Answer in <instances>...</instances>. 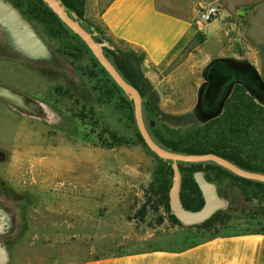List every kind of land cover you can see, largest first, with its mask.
I'll return each instance as SVG.
<instances>
[{
    "label": "rangeland",
    "instance_id": "1",
    "mask_svg": "<svg viewBox=\"0 0 264 264\" xmlns=\"http://www.w3.org/2000/svg\"><path fill=\"white\" fill-rule=\"evenodd\" d=\"M109 1L85 0L79 20L108 38L136 74L156 71L144 65L138 48L108 36L100 15ZM196 1L158 0L173 13L191 15L195 25L214 26L213 43H205L198 35L189 49L200 44V53L217 60L221 72L217 79L222 81L218 98L230 84L226 73H234L256 87V92L248 89L249 93L264 103V0H202L200 5ZM209 3L219 5L220 22L199 19V9ZM31 23L55 51L69 42V37H48L42 26ZM64 60L73 73L0 57V78L47 102L59 117L49 123L23 116L0 101V152L4 155L0 183L7 196L4 200L16 206L18 218L16 230L3 236L9 255L6 264L81 263L140 249L181 247L214 234L264 230V208L256 201H244L238 187L226 179L218 185L226 200L221 208L225 223L212 231L201 225L171 224L162 207L144 210L145 191L158 165L155 154L139 142L135 122L126 110L96 101L92 89L96 80L83 73L99 72L90 52L82 48L79 59L65 56ZM146 90L144 119L146 125L154 119L158 126L164 120L151 112ZM173 99L177 105L183 98ZM106 130L130 143L103 146L102 140H112ZM97 187L105 192L98 194ZM110 187L116 189L109 191Z\"/></svg>",
    "mask_w": 264,
    "mask_h": 264
},
{
    "label": "trees",
    "instance_id": "2",
    "mask_svg": "<svg viewBox=\"0 0 264 264\" xmlns=\"http://www.w3.org/2000/svg\"><path fill=\"white\" fill-rule=\"evenodd\" d=\"M9 1L30 22L42 26L43 32L48 37L59 39L64 37L70 38L69 42L62 43V48L56 50L62 58L68 56L72 60L79 59L82 48L90 52L96 65L99 67V72L91 70L90 72L84 71L83 73L88 74L90 81L96 80L92 86L93 91L96 93V101L98 103H114L116 108L126 110L130 119L135 122L132 101L129 100L123 90L102 68L81 38L74 34L43 0ZM60 1L70 15L76 19L83 18L85 0ZM81 24L97 41L107 40L112 45L111 41L103 37L97 29L93 31L84 23ZM104 51L120 74L139 90L143 102L145 96L143 89L146 90L147 88L144 86L141 76L136 74L130 64L120 54H117L115 49L104 48ZM142 58H145L144 54ZM212 73L221 74L217 66V60L210 68V74ZM226 75L227 80L230 83L232 81V83L218 115L209 118L201 124H193L187 127H173L165 122H161L157 126V122L152 119L153 124L149 123L147 125L148 131L160 146L172 151L183 153L213 152L241 168L264 173V104L258 102L249 93L245 86L246 80L235 77L234 73H226ZM219 80L217 78L214 80L213 77L208 78L209 85L211 86L218 84L221 81ZM210 94L211 92L208 89L205 90L204 98L210 99ZM147 101L151 104L149 99ZM151 112H154L158 116L154 105H152ZM106 132L110 134L112 140H102L103 146L113 148L130 143L115 131L106 130ZM136 133L139 142L145 145L137 127ZM155 157L158 160V165L153 170L151 182L145 191L144 210L148 208L152 211H157L158 208L162 207L167 220L171 224H181L172 213L169 205V191L173 180L171 161L161 159L156 155ZM179 171L181 175L179 195L182 205L186 209L198 210L203 205V197L194 180V174L197 171H201L209 182L216 185L219 195L218 185L226 179L230 184L238 187L244 201H256L259 206L264 208V182L237 176L212 161L198 163L179 162ZM225 218L226 216L221 214V209H219L205 221L194 225H201L204 230L212 231L216 225H223Z\"/></svg>",
    "mask_w": 264,
    "mask_h": 264
},
{
    "label": "crops",
    "instance_id": "3",
    "mask_svg": "<svg viewBox=\"0 0 264 264\" xmlns=\"http://www.w3.org/2000/svg\"><path fill=\"white\" fill-rule=\"evenodd\" d=\"M194 3L200 5L202 0ZM100 18L108 36L138 48L145 56L144 65L158 71L146 69L141 78L149 101L166 124L187 127L208 120L204 116L216 109L204 98V86L207 70L216 59L200 53V44L189 47L198 35L205 43H213L214 26L195 25L191 15L173 13L158 0H110ZM177 97L182 102L173 105ZM182 120L185 124L177 123ZM96 189L98 194L105 192L103 187ZM98 199L104 203V197ZM65 264H264V230L215 234L181 247L140 249Z\"/></svg>",
    "mask_w": 264,
    "mask_h": 264
},
{
    "label": "water",
    "instance_id": "4",
    "mask_svg": "<svg viewBox=\"0 0 264 264\" xmlns=\"http://www.w3.org/2000/svg\"><path fill=\"white\" fill-rule=\"evenodd\" d=\"M43 2L46 3L74 34L81 38L102 68L105 69L114 82L127 95L129 100L132 101L135 124L144 144L157 157L171 161L173 180L169 191V205L172 213L182 224L193 225L205 221L214 212L223 208L226 204V200L218 194L216 185L209 182L201 171H197L194 174V180L203 197V205L198 210L184 208L179 195L181 181L179 162L198 163L212 161L237 176L264 182V173L241 168L216 153H183L160 146L148 131L143 116V102L139 90L120 74L105 54L104 48L113 49V45L107 40L97 41L81 24V20L76 19L67 12L66 7L60 0H43ZM0 27L4 30L5 37L11 48L25 62L40 66H52L56 69H64L68 73H73L70 64L53 50L44 38L34 29L31 22L25 18L11 2L6 0H0ZM230 86L231 83L228 85L218 108L204 116L206 119L219 114L223 101L229 93ZM0 100L23 116L44 120L49 123L55 122L59 118L56 112L52 110L45 101L34 98L21 90L12 88L1 82ZM200 103L201 94L199 96L198 106H200ZM150 123L153 124V121ZM3 158L4 155L0 152V160ZM2 206L3 207L0 208V264H6L9 255L2 240L4 235L13 233L16 230L17 226L15 220L17 213L16 209L7 200H3Z\"/></svg>",
    "mask_w": 264,
    "mask_h": 264
},
{
    "label": "flooded vegetation",
    "instance_id": "5",
    "mask_svg": "<svg viewBox=\"0 0 264 264\" xmlns=\"http://www.w3.org/2000/svg\"><path fill=\"white\" fill-rule=\"evenodd\" d=\"M6 1H9V0H6ZM10 2V1H9ZM12 3V2H11ZM12 5L13 6H15L13 3H12ZM16 7V6H15ZM17 8V7H16ZM18 9V8H17ZM19 10V9H18ZM20 11V10H19ZM20 13L22 14V12L20 11ZM23 15V14H22ZM24 16V15H23ZM32 24V23H31ZM33 26V25H32ZM34 27V26H33ZM0 57L1 58H11V59H15V60H19V61H21V62H25L23 59H21L20 57H19V55L11 48V46L9 45V43L7 42V39H6V37H5V34H4V30L0 27ZM215 63V62H214ZM214 63H212L210 66H209V68H208V70H207V73H206V82H205V86H204V91L205 90H209V92H211V94H210V107L212 106H214L215 107V109H217L218 108V106L220 105V103L222 102V97H223V95H224V93H225V91L226 90H224V92H223V94H222V96H221V98H218V93L220 92V90H221V85H219V84H216V85H218V86H216V85H213V86H211V85H209V81H208V78H210V77H213V79L215 80V78H217V77H219L216 73H212V74H210V68L213 66V64ZM209 73V74H208ZM0 82L1 83H4V84H6V85H8V86H10V87H12V88H15V89H18V90H21L18 86H12L13 84H11V83H9V82H7V81H5V80H3V79H1L0 78ZM230 83V82H229ZM231 83H232V81H231ZM246 85V88L247 89H250V90H253L254 92H256V87H254V86H250L249 84H248V82L247 83H245ZM230 88H231V86H230ZM22 91V90H21ZM249 91V90H248ZM208 99V98H207ZM1 101V100H0ZM3 102V101H2ZM5 103V102H4ZM47 103V102H46ZM6 104V103H5ZM48 104V103H47ZM7 105V104H6ZM202 107H203V99H202ZM201 105H200V108H201ZM8 106V105H7ZM15 111V110H14ZM211 112V111H210ZM209 112V113H210ZM208 114V113H207ZM7 196H5V193H4V191H3V189H2V184L0 183V208H2L3 206H2V202H3V200H4V198H6ZM14 207H16L15 205H14ZM0 215H1V213H0ZM15 224H16V226L18 225V218H17V216H16V220H15Z\"/></svg>",
    "mask_w": 264,
    "mask_h": 264
},
{
    "label": "built area",
    "instance_id": "6",
    "mask_svg": "<svg viewBox=\"0 0 264 264\" xmlns=\"http://www.w3.org/2000/svg\"><path fill=\"white\" fill-rule=\"evenodd\" d=\"M222 12L218 4L209 3L199 9L198 17L203 22H220Z\"/></svg>",
    "mask_w": 264,
    "mask_h": 264
},
{
    "label": "bare ground",
    "instance_id": "7",
    "mask_svg": "<svg viewBox=\"0 0 264 264\" xmlns=\"http://www.w3.org/2000/svg\"><path fill=\"white\" fill-rule=\"evenodd\" d=\"M52 166H50V170H51ZM52 172V171H51Z\"/></svg>",
    "mask_w": 264,
    "mask_h": 264
}]
</instances>
